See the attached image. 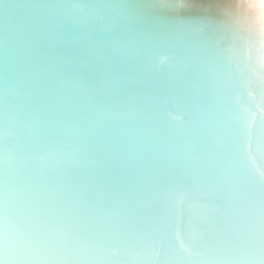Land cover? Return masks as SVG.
Returning <instances> with one entry per match:
<instances>
[{"label":"snow or ice","instance_id":"1","mask_svg":"<svg viewBox=\"0 0 264 264\" xmlns=\"http://www.w3.org/2000/svg\"><path fill=\"white\" fill-rule=\"evenodd\" d=\"M23 7L0 0V264H264V117L253 133L226 116L234 91L264 101V62L257 72L225 47L247 33L264 53V0H208L196 18L153 11L179 13L186 0L72 5L108 14L78 37L65 26L75 70L42 60L36 79L20 64L37 23ZM114 27L131 45L108 42ZM128 72L145 114L125 136L115 108ZM164 97L189 108L186 128L159 122Z\"/></svg>","mask_w":264,"mask_h":264},{"label":"water","instance_id":"2","mask_svg":"<svg viewBox=\"0 0 264 264\" xmlns=\"http://www.w3.org/2000/svg\"><path fill=\"white\" fill-rule=\"evenodd\" d=\"M10 2L25 5L20 9V16L35 18L37 23L32 27H26L24 40L21 42L19 52L20 64L27 77L32 79L38 78L39 72L45 66L42 60H51L54 65L59 66L64 72L75 70V61L64 55V40L69 33L65 31V26L70 25L73 37H78L82 31H87L94 27L93 17L97 13L108 14V10H92L87 7H72V5H89L93 3H112V4H134V3H160L161 0H10ZM190 7L179 13H169L162 9H153L157 15L170 16L181 15L188 18H196L201 13V6L206 5L208 0H186ZM3 24L0 21V57L3 52ZM108 42L117 41L121 44L131 45L127 35L118 27H114L105 32ZM244 39L237 37L231 44L225 45L231 49L226 53L228 56H236L247 61L251 57L252 63L259 72L260 64L264 62V53L260 51V41L258 35L247 37L243 33ZM193 54H196L195 52ZM103 55L102 51L98 52V58ZM128 63L133 61L129 54L126 57ZM102 62V61H98ZM174 61L167 60L163 65L157 64L154 70L160 74H168L171 71L170 65ZM235 71V69H233ZM211 71V69H210ZM3 68L2 59H0V93L3 91ZM138 77L134 72L124 74L125 86L129 89V95L121 97L122 103L116 106L115 111L121 114V119L117 121L120 131L126 136L129 131L139 125L142 115H144V104L134 97H131V91L142 87L134 83ZM56 85L60 83L59 75L52 77ZM247 85H245V88ZM21 93L27 92L28 89H19ZM156 115L159 122L175 130H181L187 127L189 123V108L178 101L169 98H160L156 101ZM229 111L226 112L228 117H246L251 122L253 133L260 126L261 118L264 117V101H262L258 91L252 90L251 95L247 91L240 89L234 91L229 100ZM147 115H152L151 112ZM254 122H252V118ZM219 140L220 137H215ZM255 147V145H253ZM256 163L260 164L261 160L256 158ZM94 166V162H93ZM184 226H187L185 219Z\"/></svg>","mask_w":264,"mask_h":264},{"label":"clouds","instance_id":"3","mask_svg":"<svg viewBox=\"0 0 264 264\" xmlns=\"http://www.w3.org/2000/svg\"><path fill=\"white\" fill-rule=\"evenodd\" d=\"M257 3H259V0H256Z\"/></svg>","mask_w":264,"mask_h":264}]
</instances>
